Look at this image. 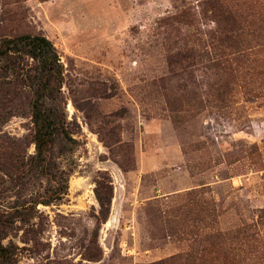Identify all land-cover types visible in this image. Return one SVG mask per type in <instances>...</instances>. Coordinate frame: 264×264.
Instances as JSON below:
<instances>
[{"label": "rangeland", "instance_id": "1", "mask_svg": "<svg viewBox=\"0 0 264 264\" xmlns=\"http://www.w3.org/2000/svg\"><path fill=\"white\" fill-rule=\"evenodd\" d=\"M221 1L235 32L210 0H0L4 30L53 42L79 126L60 201L30 205L46 177L0 192V210L33 207L1 239L13 264H264V0ZM99 172L113 196L96 225Z\"/></svg>", "mask_w": 264, "mask_h": 264}, {"label": "trees", "instance_id": "2", "mask_svg": "<svg viewBox=\"0 0 264 264\" xmlns=\"http://www.w3.org/2000/svg\"><path fill=\"white\" fill-rule=\"evenodd\" d=\"M210 3L213 13L218 15L215 18L218 31H237L241 21L236 14L221 0H210ZM177 55L181 59H192L200 54L179 51ZM212 62L218 64L215 59ZM63 81L64 67L50 39L40 32L6 31L0 25V192L8 180L24 185L46 177L49 186L42 198L35 197L30 205H49L60 201L67 193L72 168H64L58 159H68L79 144L73 137L79 132V126L67 119L61 92ZM15 115H27L31 119L32 128L23 137L2 132V126ZM31 144L34 153L30 154ZM93 193L97 202L93 216L96 225H100L109 216L113 196L112 180L107 172H99ZM31 208L15 205L10 211L0 210V260L4 264H13L14 255L10 245L1 243L4 231L12 220L23 219L22 215Z\"/></svg>", "mask_w": 264, "mask_h": 264}]
</instances>
